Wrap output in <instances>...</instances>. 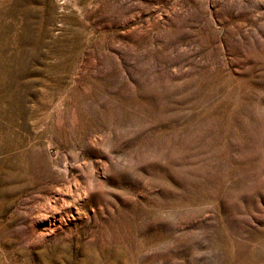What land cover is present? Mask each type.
<instances>
[{
    "label": "rangeland",
    "instance_id": "rangeland-1",
    "mask_svg": "<svg viewBox=\"0 0 264 264\" xmlns=\"http://www.w3.org/2000/svg\"><path fill=\"white\" fill-rule=\"evenodd\" d=\"M0 264H264V0H0Z\"/></svg>",
    "mask_w": 264,
    "mask_h": 264
}]
</instances>
